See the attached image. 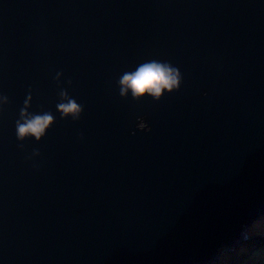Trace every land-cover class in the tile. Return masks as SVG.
Returning <instances> with one entry per match:
<instances>
[{
	"label": "water",
	"instance_id": "1",
	"mask_svg": "<svg viewBox=\"0 0 264 264\" xmlns=\"http://www.w3.org/2000/svg\"><path fill=\"white\" fill-rule=\"evenodd\" d=\"M262 214L264 0H0V264H209Z\"/></svg>",
	"mask_w": 264,
	"mask_h": 264
},
{
	"label": "clouds",
	"instance_id": "2",
	"mask_svg": "<svg viewBox=\"0 0 264 264\" xmlns=\"http://www.w3.org/2000/svg\"><path fill=\"white\" fill-rule=\"evenodd\" d=\"M181 79L177 69L153 61L141 65L134 73H126L121 78V94H126L130 89L134 97L147 94L159 99L165 90L171 92L173 89H178ZM61 95L63 96L64 93ZM58 107L63 113L71 114L73 120H79L83 110L74 100H69L68 103L60 104ZM22 119L23 123L20 121L16 123L17 137L23 140L27 136H32L39 141L52 123L53 117L46 113L28 118L22 117ZM33 152L39 155L38 149H34ZM257 241H264V218L244 225L239 239L232 248L221 249L218 264H228L233 257L238 258L241 264H264V243Z\"/></svg>",
	"mask_w": 264,
	"mask_h": 264
},
{
	"label": "rangeland",
	"instance_id": "3",
	"mask_svg": "<svg viewBox=\"0 0 264 264\" xmlns=\"http://www.w3.org/2000/svg\"><path fill=\"white\" fill-rule=\"evenodd\" d=\"M264 218V214L260 215L258 218H256L255 220L253 221H256V220H260ZM257 243H264V241H257ZM232 248V247H231ZM229 248V249H231ZM220 254H221V249H220V252H219V256H218V259L216 261H213V262H210L209 264H218V261H219V258H220ZM235 259V258H234ZM237 261L236 262H233L232 264H241L240 260L237 258L236 259Z\"/></svg>",
	"mask_w": 264,
	"mask_h": 264
},
{
	"label": "trees",
	"instance_id": "4",
	"mask_svg": "<svg viewBox=\"0 0 264 264\" xmlns=\"http://www.w3.org/2000/svg\"><path fill=\"white\" fill-rule=\"evenodd\" d=\"M234 258H235V257H233V258L228 262V264H232L233 262H236V261H237V260H236L237 258H235V259H234Z\"/></svg>",
	"mask_w": 264,
	"mask_h": 264
}]
</instances>
